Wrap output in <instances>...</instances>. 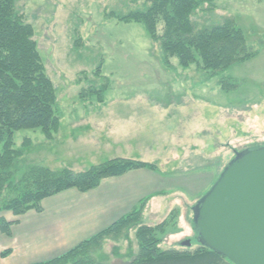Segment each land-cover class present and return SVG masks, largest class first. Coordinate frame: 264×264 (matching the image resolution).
<instances>
[{"label": "rangeland", "instance_id": "374dc122", "mask_svg": "<svg viewBox=\"0 0 264 264\" xmlns=\"http://www.w3.org/2000/svg\"><path fill=\"white\" fill-rule=\"evenodd\" d=\"M143 4L16 0L17 11L34 30L60 122L51 140L38 129L15 133L14 148L24 151L16 179L33 165L83 172L114 159L152 162L177 183L169 191L168 215L152 209L143 224L156 225L175 212L173 224L160 235V249L193 251L198 246L193 206L236 152L264 144V0H213L191 16L196 30L231 19L256 52L214 77L199 58L200 66L183 67L172 57L167 67L144 24L116 18ZM163 31L160 21L157 34ZM223 78L236 80L235 87L222 89ZM102 85L107 89L99 103L88 94ZM109 126L110 153L97 151ZM10 196L4 192L5 199ZM187 240L190 247L182 245ZM136 252L135 234L129 232L105 242L96 257L100 264H128Z\"/></svg>", "mask_w": 264, "mask_h": 264}, {"label": "trees", "instance_id": "16d2710c", "mask_svg": "<svg viewBox=\"0 0 264 264\" xmlns=\"http://www.w3.org/2000/svg\"><path fill=\"white\" fill-rule=\"evenodd\" d=\"M143 1V7L129 15L115 16L119 21L144 24L151 40L159 43L162 62L167 67H170L169 59L176 57L183 67L194 63L200 66L201 63L202 69L214 77L256 54L248 45L243 31L231 19L196 30L191 16L213 0ZM15 4L16 0H0V213L11 212L20 216L29 210L39 211L42 200L63 191L75 189L85 193L98 188L104 179L119 177L133 170L157 171L158 167L152 163L114 159L83 172L68 168L55 171L33 165L16 179L21 169L18 162L24 151L14 148L15 133L38 129L51 140L60 122L55 90L37 51L34 30L25 22ZM160 21L164 24L161 36L157 34ZM230 80L235 82L224 78L220 81L225 91L237 83ZM106 89L107 86L102 85L91 89L88 95L96 96L102 103ZM5 191L8 196L12 194L8 200L3 197ZM148 201L149 197L136 210L75 248L38 264H100L96 255L101 252L103 244L107 240L117 242L121 236L127 238L132 229L135 230L137 252L128 264H233L200 246L193 251L161 250L160 235L173 224L175 212L154 227L142 225V212ZM10 226L11 223L0 219L2 233L9 235ZM9 253L5 251L1 256L6 257Z\"/></svg>", "mask_w": 264, "mask_h": 264}, {"label": "crops", "instance_id": "0c3cea01", "mask_svg": "<svg viewBox=\"0 0 264 264\" xmlns=\"http://www.w3.org/2000/svg\"><path fill=\"white\" fill-rule=\"evenodd\" d=\"M108 132L104 144L97 145V151L110 153V126ZM176 183L159 167L157 171L139 169L104 179L98 188L89 192L70 189L48 197L40 203L39 211L29 210L20 216L2 212L0 219L11 226L9 235L0 231V264H38L52 260L106 230L148 197L142 225L145 214L152 209L164 211L162 216L168 215L169 191ZM159 221L158 224L164 219ZM130 232L134 234L135 230ZM5 251L10 253L2 257Z\"/></svg>", "mask_w": 264, "mask_h": 264}, {"label": "water", "instance_id": "95a60500", "mask_svg": "<svg viewBox=\"0 0 264 264\" xmlns=\"http://www.w3.org/2000/svg\"><path fill=\"white\" fill-rule=\"evenodd\" d=\"M192 227L198 246L231 263L264 264V146L235 153L193 206Z\"/></svg>", "mask_w": 264, "mask_h": 264}]
</instances>
